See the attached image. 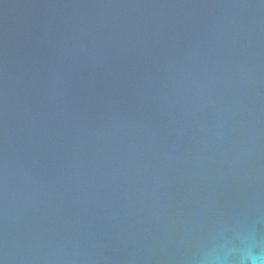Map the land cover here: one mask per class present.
I'll list each match as a JSON object with an SVG mask.
<instances>
[{
    "label": "water",
    "instance_id": "obj_1",
    "mask_svg": "<svg viewBox=\"0 0 264 264\" xmlns=\"http://www.w3.org/2000/svg\"><path fill=\"white\" fill-rule=\"evenodd\" d=\"M249 251L264 0H0V264Z\"/></svg>",
    "mask_w": 264,
    "mask_h": 264
},
{
    "label": "clouds",
    "instance_id": "obj_2",
    "mask_svg": "<svg viewBox=\"0 0 264 264\" xmlns=\"http://www.w3.org/2000/svg\"><path fill=\"white\" fill-rule=\"evenodd\" d=\"M242 264H264V252H247L242 258Z\"/></svg>",
    "mask_w": 264,
    "mask_h": 264
}]
</instances>
